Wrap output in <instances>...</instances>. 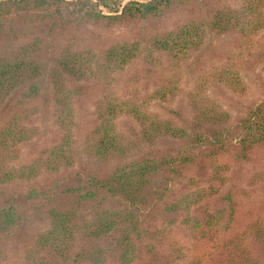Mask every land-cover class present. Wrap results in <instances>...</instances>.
<instances>
[{"label":"trees","instance_id":"trees-1","mask_svg":"<svg viewBox=\"0 0 264 264\" xmlns=\"http://www.w3.org/2000/svg\"><path fill=\"white\" fill-rule=\"evenodd\" d=\"M76 1L79 13L63 16L65 0H0V43L19 44L0 56V256L7 259L3 246L17 242L23 250L18 264H144L143 257L146 264H205L200 255L180 251L179 243L161 252L156 263L150 251L143 252L148 244L135 247L130 234L140 235L142 211L158 214L160 192L172 191L167 187L174 175L186 176L195 190L166 201V222H182L193 238L204 241L213 240L231 220L223 224V213L236 204L228 187L233 166L252 163L259 154L262 163L250 183L264 189V105L233 117L210 94V76L202 75L186 92L178 85L181 66L205 48L207 38L250 39L264 30V0L218 2L204 16L195 12L194 19L170 30L102 50L68 43L48 66L44 60L53 45L29 33L38 23L50 22L57 38L84 27L160 23L202 0ZM138 62L146 65L141 73L147 83L157 67L156 87L147 90L144 81L140 86L135 80L138 88L120 92L118 79ZM235 68L223 67L213 78L241 94L245 88ZM84 86L93 96L86 122L76 117L73 105ZM178 95L184 96V118L168 111ZM49 102L58 142L22 162L24 149L39 133L31 124L35 106ZM158 105H166L163 112ZM167 139L173 149L165 153L161 143ZM82 161L93 164L87 175L77 172ZM70 170L71 187L41 183L44 176ZM158 175L166 179L163 188L155 185ZM215 194L216 200H207ZM38 220L47 226L29 242L25 230ZM164 233L152 236L157 240ZM15 235L14 241L10 236ZM214 254L218 264H264V216L242 235L223 241Z\"/></svg>","mask_w":264,"mask_h":264},{"label":"rangeland","instance_id":"rangeland-1","mask_svg":"<svg viewBox=\"0 0 264 264\" xmlns=\"http://www.w3.org/2000/svg\"><path fill=\"white\" fill-rule=\"evenodd\" d=\"M65 1L66 2L60 5V12L63 16L79 13L80 5L76 0ZM218 2L236 4L238 0H202L199 5L195 4V6H191L183 12L178 11L174 13L171 18L160 23L120 26L108 25L94 28L84 27L69 34L58 35L57 38H53V35H57L58 31L51 32L49 30L50 22H44L38 23L37 28L33 26L29 33L34 32L43 42L46 40L50 45H53L48 48V55L44 60L48 66H52L59 51L68 43L78 44L81 47L92 46L96 50H102L112 43L121 42L123 40H140L143 36L146 37L162 30H170L194 19L195 12L204 16L206 13H209L210 9ZM207 40L205 48L203 47L200 49L196 57H193L187 62V65L181 66L180 68L179 75L181 76V80L178 85L184 92H186L193 82L198 80L202 75H205L206 77H211L207 80V88L210 94L218 99V101L223 104L224 109L233 117L243 116L250 109L264 105V30L250 39H242L238 36L227 35L219 36L218 38H207ZM18 46L19 44L1 42L0 56L4 57L14 52ZM232 65L236 67L233 71H238L239 73V78L242 82L241 87L245 88L244 93H233L221 83L222 81L219 83L218 78H213V76H215L213 74L218 76L220 70H223V67ZM145 66L146 65L141 64V62H138L124 72L123 76L118 79L116 84L120 92L127 94L134 88H138L135 80H138L140 86H142L141 83L145 80V77L142 76L141 72ZM139 73H141L140 77ZM158 81V69L155 67L150 71L149 82L147 83L144 81L143 83L146 84L147 90H150L156 87ZM91 90L90 87H80L77 96L74 97L73 105L76 111V117L82 122H86L90 118L92 112L93 107L91 98H93V96ZM42 93L45 94L44 92ZM181 95L176 97L174 104L168 105V111L171 116L177 118H184L188 114L184 96ZM47 96L49 99L51 98L50 93H48ZM41 101L43 100L41 99L39 102ZM179 101L180 103H178ZM35 107L33 116L31 117V124L38 128L39 133L32 144L24 149L21 158L22 162H27L40 151L50 150V148L55 146L58 142V133L53 124L52 102L45 103L44 105L39 103L36 104ZM158 107L159 110L162 111L166 105L161 107L158 105ZM161 144L162 151L165 153L172 152L173 144H171L168 139L164 140ZM253 159L254 162L247 163L244 166H233L229 173L230 180L228 181V187L232 186L234 189L232 196L236 199V204L232 206L231 212L228 213L225 211L223 213L224 216L227 215L225 217L227 219L223 224L228 220V217H230L231 220L229 221L228 227L213 238V240H200L199 236L193 238V235L187 231V228L182 222L173 225L166 222V219H168L167 210L165 211L166 201L169 202L172 199H177L179 196L195 190L194 187L187 186L189 183L187 178L185 179L186 176L177 178L174 175L173 182L167 187V190L172 188V191L160 192L164 193V197L158 200V204H160L158 214H148V210L142 211L145 215L140 219V225L136 230L140 235L134 234L135 232L130 234V239L133 241L134 246L138 248L139 246L143 247V245L148 244V248L150 249H145L143 252L150 251L148 252L150 258L157 263V259L160 257L161 252L169 251L179 243L182 246L180 251L187 254L200 255L202 262L205 264H218L219 256L214 254L218 246L229 237L242 235L252 222L264 216V189L259 184L250 183L253 181L252 177H256L258 174L262 160L259 162V154ZM92 167L93 164H87L86 161H82V164L77 168V172L79 171L81 174L87 175V171L89 168L92 170ZM70 172L71 170L63 171L60 175L51 176L49 178L44 176L41 178V183L42 185L50 186L52 182L57 181V183L60 184V190H62L63 186L67 184L70 186L73 184L70 183V180L67 178ZM167 174L168 173L165 172L164 175L167 176ZM164 181H166L165 177L158 175L155 185L163 188ZM75 186L76 184L73 185V187ZM217 198L215 194L212 198L208 196L207 200L211 202ZM46 226L47 224L44 220L33 221V223H30L26 228L24 236H28V241L30 242L35 238L37 232L45 229ZM158 230L165 231V233L159 237L160 241L158 237V239L155 240L154 238L156 236H152V234ZM10 237L15 241L18 235ZM198 241L199 243H197ZM13 243L14 244L10 243L3 246L7 248V259H3L0 256V263L18 264L23 260V250L19 247L17 242ZM150 243L152 247H149ZM209 252L213 254L209 255ZM143 260L146 263L148 262L145 257H143Z\"/></svg>","mask_w":264,"mask_h":264}]
</instances>
